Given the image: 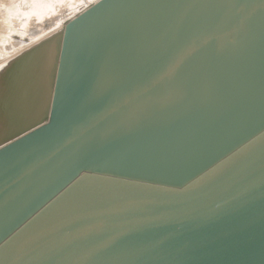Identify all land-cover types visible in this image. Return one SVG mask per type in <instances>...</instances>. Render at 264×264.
Here are the masks:
<instances>
[{"label": "water", "instance_id": "95a60500", "mask_svg": "<svg viewBox=\"0 0 264 264\" xmlns=\"http://www.w3.org/2000/svg\"><path fill=\"white\" fill-rule=\"evenodd\" d=\"M0 63V264H264V0H53Z\"/></svg>", "mask_w": 264, "mask_h": 264}, {"label": "rangeland", "instance_id": "374dc122", "mask_svg": "<svg viewBox=\"0 0 264 264\" xmlns=\"http://www.w3.org/2000/svg\"><path fill=\"white\" fill-rule=\"evenodd\" d=\"M50 1H53V0H16V3H14V6L13 7H10L8 5V7L6 6H2L3 2L2 0H0V5H1V9L0 11H2V15L5 17H7L6 21L5 22H2V15L0 16V59L3 61V56L6 54H10L12 50H15L16 45L18 42H20V38H21V31H19L18 29V26H17V20L16 21H13V22H10L8 21L9 20V17L8 14L11 13L12 11L16 10L17 8L19 9H22V13L19 14V17L21 19H26V17L23 15V12L26 14L27 12L29 14H26V15H30L31 13V10L33 11V9H35L36 11L46 7L49 5ZM6 5V4H4ZM13 5V4H12ZM11 5V6H12ZM24 10V11H23ZM17 12H14V15H16ZM12 18H13V14L11 15ZM14 18H16L14 16ZM3 23V26L2 25ZM10 30L9 33H11V35L8 33L7 34V30ZM4 30H6V35H5V32H3ZM19 32V33H17ZM5 35V37H4ZM3 36V37H2ZM13 36V37H11ZM15 36V37H14ZM5 38V39H4ZM3 47V48H2ZM3 49V50H2ZM1 60H0V63H1Z\"/></svg>", "mask_w": 264, "mask_h": 264}, {"label": "bare ground", "instance_id": "6f19581e", "mask_svg": "<svg viewBox=\"0 0 264 264\" xmlns=\"http://www.w3.org/2000/svg\"><path fill=\"white\" fill-rule=\"evenodd\" d=\"M2 1H4L3 2V4H2V6H6V7H8V5L10 6V7H13L14 6V3H16V0H2ZM33 1V0H32ZM38 1V0H37ZM4 4H6V5H4ZM13 4V5H12ZM12 5V6H11ZM0 9H1V5H0ZM35 9H33V11H34ZM24 11V10H23ZM14 12H17V14L16 15H14ZM31 12H32V10H31ZM2 13V11H0V16L2 15L1 14ZM22 13V9H19V8H17L16 10H14V11H12L11 13H9L8 14V16H10L9 17V20L8 21H10V22H13V21H16V20H22L20 17H19V14H21ZM24 13V12H23ZM13 14V18H12V15ZM26 14H29L28 12L26 13ZM14 16L16 17V18H14ZM2 17V22H5L6 21V19H7V17H5V15L3 16H1ZM25 20V19H24ZM2 27H4L3 26V23H2V25H1ZM3 32H5V35H6V30H4ZM10 32V30L8 29L7 30V34ZM17 33H19V32H17ZM10 35H11V33H9ZM5 35H4V37H5ZM3 37V36H2ZM11 37H13V36H11ZM15 37V36H14ZM1 39V38H0ZM5 39V38H4ZM21 39V38H20ZM2 43V42H1ZM0 43V44H1ZM16 47L17 48H15V50H12V51H10L11 53L10 54H5L4 56H3V61L1 60V63L2 62H4V61H6L7 59H9L10 57H12V56H14L15 54H17L18 53V51L20 50V47H19V42L17 43V45H16ZM3 48V47H2ZM3 50V49H2ZM0 52H1V50H0Z\"/></svg>", "mask_w": 264, "mask_h": 264}]
</instances>
